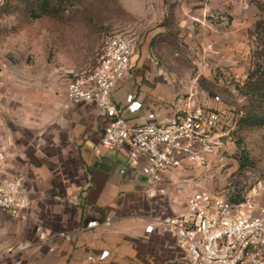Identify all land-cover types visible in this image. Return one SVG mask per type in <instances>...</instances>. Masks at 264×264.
Listing matches in <instances>:
<instances>
[{"label":"rangeland","instance_id":"rangeland-1","mask_svg":"<svg viewBox=\"0 0 264 264\" xmlns=\"http://www.w3.org/2000/svg\"><path fill=\"white\" fill-rule=\"evenodd\" d=\"M18 5L0 0V135L14 141L16 135L43 132L53 102L65 101L68 81L95 67L107 37L124 34L135 40V51L123 83L136 73L138 89L160 84L165 109L190 89L200 99L219 96L217 107L228 114L232 128L219 151L225 166L213 167L208 188L252 191L264 205V128H239L240 109L247 103L241 89L261 47L255 24L262 13L254 1L67 0L62 13L39 17ZM125 93L121 87L114 98L123 101ZM180 190L183 212L194 188ZM18 229L0 211V261L10 259Z\"/></svg>","mask_w":264,"mask_h":264},{"label":"crops","instance_id":"crops-1","mask_svg":"<svg viewBox=\"0 0 264 264\" xmlns=\"http://www.w3.org/2000/svg\"><path fill=\"white\" fill-rule=\"evenodd\" d=\"M129 76L131 82L122 80L112 99L125 106L126 96L134 94L142 109L124 115L134 123L146 122L149 112L165 120L171 107H162L165 95L160 84L138 89L133 84L138 74ZM121 87L126 90L123 101L114 98ZM106 122L95 105L69 106L65 98L53 102L43 132L28 138L16 135L14 141L1 133L10 157L8 175L22 177L30 205L17 222V245L10 259L0 264H174L182 256L164 226L153 222L151 233L145 227L154 215H178L180 188L185 185L189 192L195 183L209 182L213 169L197 176L198 171L172 170L158 186L163 193L148 199L139 170L120 172L126 162L123 152L96 153ZM90 221L97 225L88 228ZM103 251L108 255L100 259Z\"/></svg>","mask_w":264,"mask_h":264},{"label":"built area","instance_id":"built-area-1","mask_svg":"<svg viewBox=\"0 0 264 264\" xmlns=\"http://www.w3.org/2000/svg\"><path fill=\"white\" fill-rule=\"evenodd\" d=\"M135 40L124 34L105 39L95 67L73 75L68 81L65 97L69 106L92 104L106 117L100 143L95 149L119 150L125 155L121 173L139 170L146 184L148 199L163 193L158 186L172 170H189L203 174L215 167L222 170L225 158L220 147L229 138L232 128L228 114L212 104L218 95L200 99L194 89L176 97L165 120L153 112L147 121L134 123L124 113L135 114L142 109L136 96H126V105L112 99V93L131 69ZM3 84L0 69V87ZM230 125V126H228ZM10 157L0 144V211L15 222L22 219L30 200L20 175H8ZM188 195L185 209L174 216L154 215L145 231L151 233L153 222L164 226L175 239L182 256L174 264H264V205H258L252 191H212L207 183H195ZM104 224H111L107 218ZM96 221L87 223L91 228ZM64 234H61L63 236ZM40 239L44 240L41 235ZM108 255L100 254V259Z\"/></svg>","mask_w":264,"mask_h":264},{"label":"trees","instance_id":"trees-1","mask_svg":"<svg viewBox=\"0 0 264 264\" xmlns=\"http://www.w3.org/2000/svg\"><path fill=\"white\" fill-rule=\"evenodd\" d=\"M254 1L262 17L255 24V32L261 47L254 53L253 67L249 71L244 85L241 89L243 96L246 98V104L240 109L242 116L239 119V128H264V2ZM67 0H17L27 9L31 17L41 15H57L65 9ZM164 37V36H163ZM173 42V40H172ZM245 164H240L243 169ZM237 192L233 197V202H239L241 197Z\"/></svg>","mask_w":264,"mask_h":264}]
</instances>
